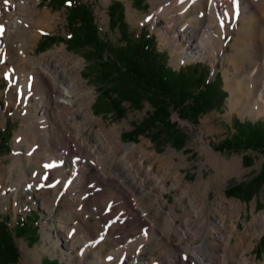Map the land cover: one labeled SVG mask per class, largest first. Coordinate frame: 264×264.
Returning <instances> with one entry per match:
<instances>
[{"label":"rangeland","instance_id":"1","mask_svg":"<svg viewBox=\"0 0 264 264\" xmlns=\"http://www.w3.org/2000/svg\"><path fill=\"white\" fill-rule=\"evenodd\" d=\"M239 1L230 7L243 10V1L240 6ZM30 2L34 3L33 22L26 23L22 17L21 33L16 34L14 41L17 45H24L30 61L55 65L68 72L77 98L73 115L78 140L81 141L82 136L85 148H94L99 154L103 152L101 160L108 174L123 171L129 177L138 192L135 200L143 212L144 225L133 233L131 226L126 224L133 219L118 210L120 203L115 200L107 202L110 208L101 211L100 215L94 213L87 208L88 203L81 192L73 187H63L52 170L47 171L48 177L41 186L28 189L27 184L39 180L33 179L30 171H27L24 182H20L15 174L6 173V168L15 162L14 138L20 133L19 140L25 136V121L33 113L37 98L30 96L22 104L18 96L9 97L12 85L8 76L15 81L19 78L17 64L10 63L5 57H12L15 45L8 47L5 37L0 35V221L7 222L11 232L19 220L38 229L34 237H14L19 256L13 264H53L50 261H57V264H187L179 261L176 252L190 253L191 239L185 236L191 230L196 232L195 246L206 252L208 258H223L225 264H242L244 260L264 264V182L253 185V179L264 169V151L261 148H216L235 132L239 123L264 128V112L251 108V98L247 102L240 97L245 95L246 88L253 92L252 98L258 91L256 87L251 88L241 68L245 69L249 60L258 63L260 56V63L264 62L261 46L262 52L255 54L253 47L245 45L247 32L252 31L257 36L255 40H259L257 43L264 46L262 22L248 21L245 15L232 17L228 27L222 26L212 33L214 48L202 56L186 58L184 45L181 47L172 39V34L180 26L174 24L172 30L168 29L180 8L163 13L166 4L155 10V0H142L146 4L144 7L138 0H82L92 11L99 36L104 37L110 46L120 45L122 41L119 28L110 27L108 14L113 3H120L130 37L138 36L141 30L149 34L156 50L164 53L167 66L174 71L195 63L205 65L210 82L216 80L217 87L226 93L221 106L201 114L196 123L192 118H181L177 112L170 111V121L186 140L184 147L177 149L165 141L154 142L150 133L141 134L134 141L123 138V134L132 131L152 112L147 101L142 102L139 109L124 102L122 117L96 113L93 104L99 88L92 63L84 58L85 50L65 42L70 38L67 8H52L45 0ZM251 2L258 4L264 0ZM198 10L192 9L188 19L197 15ZM21 13H25L22 8ZM203 14L206 11H199V16ZM155 18L158 20L153 24ZM243 33L246 36L240 40ZM47 35L60 36L65 41L37 50L39 42ZM234 64L236 70L232 67ZM259 77L262 81L263 75ZM235 81L242 85L238 94L233 92ZM236 100L238 105L234 102ZM34 139L28 136L24 141L23 137L15 148L24 151L31 147L30 142ZM108 152L107 158L105 154ZM238 185L245 192L253 187L243 197L232 191ZM100 193L96 191L95 195L102 201ZM55 197L51 207V200ZM78 199L76 206L70 204ZM100 217L105 221L94 229L93 236L87 224H98ZM65 227H68L70 238L65 236ZM122 230L127 237L122 235ZM82 234L87 237L86 242L81 241ZM218 234L230 237V242L226 244L217 237ZM218 249H222V253ZM142 253L148 259L140 260Z\"/></svg>","mask_w":264,"mask_h":264},{"label":"bare ground","instance_id":"2","mask_svg":"<svg viewBox=\"0 0 264 264\" xmlns=\"http://www.w3.org/2000/svg\"><path fill=\"white\" fill-rule=\"evenodd\" d=\"M155 1V10L166 4L163 13L180 8V12L175 14V17L171 21L172 24L169 25L168 29L172 30L174 24L180 26V29L172 34V39L181 47L184 45L183 51L186 58L202 56L213 47L214 37L212 33L215 34L217 32L216 29L222 28V26L228 27V21L232 17L245 15L248 21L260 20V23L262 22L264 25V2L252 4L251 0H240L244 4L242 10V8L236 9L230 7L232 4L238 2V0ZM240 1L239 6L241 5ZM33 7L34 3L31 4L30 0H0V35L5 37L4 42H7L8 47L12 46L11 48H13L15 45L12 57L6 56L5 58L10 63L17 64L16 74L19 78L15 81L8 76V81L12 85L9 97L14 98L18 96L22 104H25L30 96L37 98L33 113L28 115L25 121L27 127L24 133L25 136H22V140H19L21 138L20 133L14 138L13 157L15 162L6 168V173L13 174V176L15 174L20 182H24L26 181L27 171H30L33 179L39 178V180H34L35 182L32 181L33 183H29V185L25 184L28 189L41 186L42 182L48 177L47 171L52 170L54 177L63 183V187H73L78 192H81V195L85 197L88 203L87 208L89 207L96 214L100 215L101 211L108 210L110 206L107 202L110 200L119 202L118 210L131 216L133 221L126 224L131 226L129 227L130 229L132 228L133 233H136L144 225L143 212L139 210L135 200L137 190L132 187L129 177H127L125 172L117 171L111 175L105 171L101 160L103 152L99 154L95 152L94 148H85L82 145L85 144V138L82 136V140H78L79 134L75 131L76 117L73 115L77 98L74 96V85L69 80L68 72L55 65L47 66L42 62L36 64L34 61H30L31 59L29 60L27 52L24 51V45H17L16 41H14L16 34L21 33L19 24H21L22 17H25L24 22L26 23L33 22ZM21 8L25 11L24 14L21 13ZM197 8L199 9L198 14L193 16L192 19H188L191 16V10ZM15 9L17 10L16 13ZM199 11H206V14L199 16ZM157 20L158 18H155L153 24H156ZM213 22L214 24H212ZM245 36L246 33L245 35L243 33L240 40L245 38ZM261 36L264 40V31L261 32ZM255 37L257 36L253 35L252 31H248L245 45L253 47L254 53L257 54L261 51L260 46L262 51L264 50V46L260 45V42L257 43L259 40H255ZM6 46L3 45V47ZM261 57L258 63L249 60L245 69L241 68L243 69L242 72L246 74L251 88L256 87L258 89L256 95L252 98L253 92L251 93L246 88L244 90L245 95L240 97L246 99L247 102L251 98V108L254 111L262 110L264 112V62L263 64L260 63ZM232 67L234 70L237 68L235 64ZM261 75H263L262 81L259 77ZM241 87V83L235 81L233 92L238 94ZM234 102L237 105L239 104L238 100ZM28 136L35 138L29 145V147L34 146L32 150H30L31 147L25 148L26 150L24 151L15 148L17 143L23 141V137L25 141ZM108 154L110 152L105 154L107 158ZM23 164L25 167L22 166ZM12 188L14 190L17 189V187ZM93 190L101 191L102 201L97 200L96 191L93 192ZM79 199L70 204L76 206L79 203ZM55 200L56 197L51 200V207H53ZM104 221L105 218L100 217L98 224H87L89 230H92L93 236H95L94 229L99 228L100 223H104ZM64 232L65 236L69 237L68 227H65ZM195 233V231L191 230L187 236L184 235L185 238L191 239L189 246L192 249L189 254L177 251L179 261L182 263L184 261L187 264H225L223 258L220 260L208 258L206 252L201 251L195 246ZM122 235L127 237V233H124L123 230ZM217 237L226 244L230 242V237L224 234H218ZM80 238L83 242L88 240L84 234ZM73 242L72 238L71 244ZM207 249L209 248L207 247ZM218 251L222 253V249H218ZM139 259L144 261L148 259V256L142 253ZM244 261L246 262V260ZM245 262H242V264ZM246 263L251 264L249 262Z\"/></svg>","mask_w":264,"mask_h":264},{"label":"trees","instance_id":"3","mask_svg":"<svg viewBox=\"0 0 264 264\" xmlns=\"http://www.w3.org/2000/svg\"><path fill=\"white\" fill-rule=\"evenodd\" d=\"M50 7H66L70 38L47 35L39 42L37 50L48 44L66 42L77 49L85 50L84 58L92 63L94 79L98 84V97L95 101L96 113H112L122 117L123 103L139 109L147 101L152 112L132 131L123 134L125 140H135L141 134L150 133L154 142L165 141L177 149L184 147L186 140L176 125L170 121V111L196 123L201 114L221 106L226 95L216 80L208 79V68L200 63L185 65L178 71L167 66L164 53L156 50L149 34L140 31L130 37L123 20V6L113 3L108 10L110 27H118L121 43L110 46L104 37L99 36L98 27L91 9L82 0H45ZM140 4L146 6L142 0ZM218 150L234 148H261L264 151V128L256 124L239 123L235 132L222 140ZM253 185L264 182V169L253 179ZM253 186L245 192L240 185L232 188L237 194L246 197ZM231 191V190H230ZM228 190V192H230ZM37 227L26 225L19 220L13 232L7 222L0 221V264H13L19 256L14 237L36 236ZM34 239V238H33ZM57 264V261H50Z\"/></svg>","mask_w":264,"mask_h":264}]
</instances>
